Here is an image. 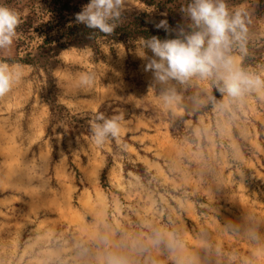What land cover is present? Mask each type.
<instances>
[{
	"label": "rangeland",
	"instance_id": "374dc122",
	"mask_svg": "<svg viewBox=\"0 0 264 264\" xmlns=\"http://www.w3.org/2000/svg\"><path fill=\"white\" fill-rule=\"evenodd\" d=\"M191 3L126 0L122 16L190 34ZM224 3L246 27L226 55L264 80V0ZM0 5L22 22L48 9ZM21 34L0 50L21 71L0 97V264H264V87L213 100L210 77L160 82L144 71L139 37H103L95 58L90 40L42 48L38 33ZM100 114L120 117V133L97 144Z\"/></svg>",
	"mask_w": 264,
	"mask_h": 264
},
{
	"label": "clouds",
	"instance_id": "9594fccd",
	"mask_svg": "<svg viewBox=\"0 0 264 264\" xmlns=\"http://www.w3.org/2000/svg\"><path fill=\"white\" fill-rule=\"evenodd\" d=\"M125 7L126 0H89L75 14V22L111 36L121 22ZM184 11L199 30L186 34L183 28L172 29L166 19L155 24L156 29H163L166 34L176 31L177 38L161 39L157 35L140 38L136 55L145 61L144 71L151 72L160 82L170 79L185 82L193 76L207 78L215 75L223 82L222 90L234 98L247 90L264 87V80L236 69L232 57L226 55L231 44L230 35L240 40L246 32L241 12L230 14L224 0H192ZM21 22L17 11L0 5V50L13 45ZM148 52L152 55L149 56ZM20 78L18 65L0 62V97L7 94ZM84 82L88 83L89 78L84 77ZM97 119L103 121L93 126V138L97 144L109 135H119L120 117L106 119L100 114Z\"/></svg>",
	"mask_w": 264,
	"mask_h": 264
},
{
	"label": "trees",
	"instance_id": "16d2710c",
	"mask_svg": "<svg viewBox=\"0 0 264 264\" xmlns=\"http://www.w3.org/2000/svg\"><path fill=\"white\" fill-rule=\"evenodd\" d=\"M46 6L48 9H42L40 14L31 12L25 17V20L17 29L22 33L20 38L27 34L28 35L25 38H30L28 37L30 32L38 33L41 37L42 48H49L53 44H56V39H64L66 43L77 45L84 44L86 41L90 40L92 42L90 47L94 52L95 58H98L101 56L99 51V41L103 37H108L109 40L113 41L119 40L126 44L134 41L135 37H143L147 39L152 35H157L161 39L177 38L174 36L173 32L166 34L164 30H158L156 28L152 31L151 24L154 23V20L146 17V15L133 16L132 21L128 22H124V19H127V17L122 16L121 22L115 29L114 33L111 36H105L104 34L99 33L98 30L89 29L83 24H77L75 22V14L82 10L83 3H75L73 0H46ZM46 16H49V19H45ZM35 18L40 19L37 27L32 26ZM53 31L55 32V38L50 35ZM92 33H95V35H92ZM25 38L19 40L23 42ZM55 46L57 47V45ZM26 56L28 57L27 61H33V59L30 58L29 53H27ZM243 57L244 62L247 64L250 59L246 56ZM15 58L18 61L23 62L19 57H10L9 60L12 61ZM210 82L212 86L213 100L222 97L225 92L222 90L223 82L215 75L210 76ZM49 86L50 89L48 90L46 99L48 103H53L56 97V87L53 84H50ZM51 110L53 111V109ZM54 110L58 111L56 108ZM52 117H55V111L52 112ZM60 118L75 121L73 117L69 116H60Z\"/></svg>",
	"mask_w": 264,
	"mask_h": 264
}]
</instances>
